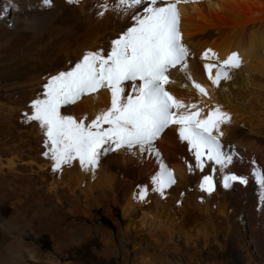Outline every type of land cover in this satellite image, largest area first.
Here are the masks:
<instances>
[{
    "label": "bare ground",
    "instance_id": "6f19581e",
    "mask_svg": "<svg viewBox=\"0 0 264 264\" xmlns=\"http://www.w3.org/2000/svg\"><path fill=\"white\" fill-rule=\"evenodd\" d=\"M118 5L119 0H0V264H115V234L97 223L98 211L115 222L120 241L133 244L143 264H264V188L255 176L264 174V0L178 5L188 68H171L165 88L185 105H197L180 112L199 111L204 119L218 106L229 114L219 136L222 150L233 156L227 168L206 159L204 171L196 168L178 125L164 129L154 149L107 151L95 168L75 160L54 171L44 155L47 138L24 114L43 98L51 76L71 70L89 51L107 54L112 41L135 25L132 17L143 15V5ZM208 49L218 59L211 53L202 58ZM233 52L241 66L214 85L204 65L222 63ZM140 84L125 81L124 96L135 97L133 86ZM110 106L105 88L62 106L61 114L87 117V124ZM162 166L175 183L161 193L153 190V177ZM209 174L211 193L200 188ZM226 174L248 183L225 188Z\"/></svg>",
    "mask_w": 264,
    "mask_h": 264
},
{
    "label": "snow or ice",
    "instance_id": "6c2138e0",
    "mask_svg": "<svg viewBox=\"0 0 264 264\" xmlns=\"http://www.w3.org/2000/svg\"><path fill=\"white\" fill-rule=\"evenodd\" d=\"M182 2L188 3L189 0H119L118 6L125 9L143 5V15L132 17L135 25L112 41L107 54L89 51L71 70L61 71L48 79L43 98L32 101L33 111L25 113L24 117L27 122H38L43 130L48 147L44 155L53 161L54 171L64 165L71 166L75 160L81 167L95 168L104 152L122 147L131 150L139 146L141 151L146 146L154 149V141L169 125L179 126V138L187 141L195 157V166L201 172L205 168V159L220 168H227L233 162V156L222 150L219 139L223 135L220 126L231 120L229 114L218 106L204 119L198 118L199 111L180 112V109L196 108L197 105H185L165 88L170 83L168 74L171 68L177 65L181 71L188 68L189 50L182 42L180 31L178 5ZM44 3L50 5L51 0H44ZM103 7L107 9V5ZM209 53L218 59L211 49L205 51L202 58H209ZM240 66L241 58L233 52L222 63L205 64L204 68L209 80L218 86L222 79L230 78L232 69ZM213 69L216 70L214 77ZM188 78L192 79L191 76ZM137 80L141 84L133 86L137 93L135 97H125L124 82ZM193 86L207 95L194 80ZM105 88L111 94V106L99 112L89 123H85L87 117L77 120L61 114L62 106L75 105L84 96ZM214 131L218 135H214ZM189 170H192L191 166ZM212 171L215 173L218 169ZM255 176L264 188V174L257 171ZM231 182L247 184L248 180L236 174L223 176L225 188L230 187ZM153 183V190L162 193L175 183V179L172 172L162 166L160 174L153 177ZM200 188L213 192L214 176H203ZM146 194L147 188H142L139 198L144 199Z\"/></svg>",
    "mask_w": 264,
    "mask_h": 264
},
{
    "label": "rangeland",
    "instance_id": "374dc122",
    "mask_svg": "<svg viewBox=\"0 0 264 264\" xmlns=\"http://www.w3.org/2000/svg\"><path fill=\"white\" fill-rule=\"evenodd\" d=\"M12 107H14V110H17V107L19 108L20 106L16 104V105H14ZM157 151H158V149L155 148L153 153L157 154L158 153ZM13 189H15V188H13ZM96 215L100 219V220H96L97 223H101L102 225L109 227L113 231V233L115 234L116 246H117V250H118V252L120 254V255L117 256L115 264H132V263L143 264V262L145 261L144 259H141L140 256L135 257V253L132 250L133 249L132 248L133 244L125 245L124 243H122L120 241L119 231L117 229V226L115 225V222L110 217H108L107 215L103 214L101 211H98V213H96ZM253 229H254V231H256V226L255 225H253ZM261 230H263V229H261ZM261 230H260V233L263 232L261 234V236H263V238H264V230L263 231H261ZM122 245H125V246H122ZM124 249H126L127 252L130 254L131 257L129 259H128L127 255H125L127 253L124 252ZM124 259H126V260H124ZM183 262H185V260H183Z\"/></svg>",
    "mask_w": 264,
    "mask_h": 264
}]
</instances>
